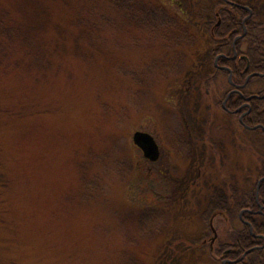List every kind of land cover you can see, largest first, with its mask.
Instances as JSON below:
<instances>
[{
	"label": "rangeland",
	"instance_id": "obj_1",
	"mask_svg": "<svg viewBox=\"0 0 264 264\" xmlns=\"http://www.w3.org/2000/svg\"><path fill=\"white\" fill-rule=\"evenodd\" d=\"M235 1L264 16V0ZM84 2L0 0L15 21L0 26V83L26 104L0 125V264H218L202 244L206 219L228 187L263 175L264 134L223 112L228 72L172 13L187 19L200 4L205 32L223 1L143 0L164 3L171 21L154 28L113 10L96 35L75 27ZM261 90L253 81L243 91ZM135 130L154 137L156 160Z\"/></svg>",
	"mask_w": 264,
	"mask_h": 264
},
{
	"label": "trees",
	"instance_id": "obj_2",
	"mask_svg": "<svg viewBox=\"0 0 264 264\" xmlns=\"http://www.w3.org/2000/svg\"><path fill=\"white\" fill-rule=\"evenodd\" d=\"M117 1L118 4H115L116 6H114L112 0H85V2L83 3L84 21L82 23L79 22L75 27L81 31V34L83 31L85 35H96L98 32V28H101V30H108V25L106 24H108L109 20L106 19L108 15H112L113 10L124 12L127 16H132L131 14H133L135 19L137 20L138 17H140L142 22L147 21L151 26H154V28L161 27L162 25L167 24V21H171L170 18L172 15L166 9V5L164 3L145 5L143 0ZM0 4L2 5V3ZM244 6L245 5L243 3L238 1L235 4L223 3V5H221L218 9V16L220 17L219 24L215 26H213L214 23L211 24L212 26L208 25L205 32L202 31L204 26L201 25L200 22L203 20V16H205V14L207 13L200 8V4L194 6V11L196 10L197 15L195 16L189 14L187 15V19H185L183 15L175 12L174 10L172 13L173 23L175 22V20H179L181 23H183V25L189 26V28H199L200 32L203 34L201 36L199 45L205 51H210V56L215 57L220 53L225 54V57L220 58L219 64L228 66L232 72V79L235 81L238 80L240 82L244 80L247 73L264 72V16L258 17L257 15H255L253 10L245 8ZM75 8H72V13L74 12V19L76 14L79 15V13H77L78 8ZM139 10H141L140 13ZM249 12L250 15L247 16ZM3 16H5V18ZM218 16L216 15V13H214L213 17L216 18V21L218 19ZM14 23L15 21L11 12L0 7V26L5 25L11 27ZM21 25L23 26L22 22ZM243 28H245L246 30L245 34L235 41V48L237 54L245 55L246 59L240 58L238 55L235 58H231L233 54L234 37L237 34H241L243 32ZM19 29L20 31L17 30L18 34H23V31L26 30H23V28ZM6 31L10 32V30ZM0 32H2L1 29ZM2 34L3 36H5L3 32ZM197 45L198 44L194 46V54L199 47ZM241 45H244V50L241 49ZM247 63L248 69L245 70ZM215 68L216 71L220 70L225 72V70L219 69L216 66ZM253 81L257 82L262 87V90L258 92V94H262L264 92V75L252 76L250 77L248 83H251ZM7 88L9 87H6L0 83V93H2L0 94V125L1 123L5 124L4 122L6 121V119L14 117L13 115L19 114L18 112L22 113V106H26V104L22 105L23 100H20L19 103H16L13 98H7L4 93ZM205 93L208 95L209 91L206 90ZM236 97L235 95H232L226 102V106L229 108H234L236 105L233 104H236V101L238 103ZM210 98L212 102H215L214 104L219 102L216 101V99H214L213 97ZM221 102L222 101H220V104ZM243 122L249 125L261 124V127L264 128V98H252L251 110L245 115V117H243ZM241 144L243 145L244 143L241 142ZM257 159L260 167L264 168V158ZM4 170H6V167L2 164V147L0 142V225H5L7 222H9V220L5 218L8 212H6L4 207L5 204L3 192L6 188L7 180ZM227 190H229L231 193L230 197L231 200H233V207H235L234 211H237L239 205L245 204L250 198L252 200L254 199V193L249 194V190H255L254 185L251 188H246L244 186L231 188L228 187ZM261 190L262 187H260L259 191ZM226 232L228 234V238H232L235 234L236 237L243 238L247 234L246 229L231 231L226 230ZM193 245L194 244H190L189 247ZM220 246L221 244L219 242L214 253L220 252ZM209 254L212 255L211 252H209ZM251 254L257 257V264H264V249L256 251L254 250Z\"/></svg>",
	"mask_w": 264,
	"mask_h": 264
},
{
	"label": "flooded vegetation",
	"instance_id": "obj_3",
	"mask_svg": "<svg viewBox=\"0 0 264 264\" xmlns=\"http://www.w3.org/2000/svg\"><path fill=\"white\" fill-rule=\"evenodd\" d=\"M222 1L224 4L237 3L235 0ZM249 15L250 12L248 13V16ZM219 22L220 17H218V23ZM237 35H235V37ZM220 58L222 57L217 55L214 60L215 66L219 69H221V66H223L219 64ZM247 69L248 68L246 67L245 70ZM223 70L227 71L226 69ZM230 73L232 74L231 70ZM250 73H247L242 82L233 80V83L230 84V89L223 97L221 107L224 113H228L234 118H237L239 127L242 126L245 129H260L264 134V128L261 126L253 128V125L243 122V117H245V115L251 110V100L252 98H255L252 97L251 99L247 100L246 97L249 95L258 94H245L243 91L248 85L250 78H248L247 81L246 78ZM232 95H235V97L237 96L236 98L238 103L236 101V104H233L236 106L234 108H229L226 106V102ZM253 185L255 186V190H249V194L254 193L253 200L250 198L245 204L239 205L237 211H234L235 207H233V200H231V193L229 192L228 196L225 197L222 203L217 202L215 204L216 206L220 204L219 209L212 211V213L206 219L211 235L209 238L203 239L202 244L207 245L208 252L212 253V255L209 254L208 256L215 257V254H217L218 258L215 261H217L218 264H257V257L251 253L254 250L256 251L264 249V173L256 179ZM260 187H262L261 191H259ZM217 218H220L224 223V225H221V227H223V231H221L219 234L217 233V230L214 226V221L217 220ZM241 229L247 230V234L243 238L236 237V234L232 238H228L226 230L231 231ZM219 242L221 244V250L219 253H214Z\"/></svg>",
	"mask_w": 264,
	"mask_h": 264
},
{
	"label": "water",
	"instance_id": "obj_4",
	"mask_svg": "<svg viewBox=\"0 0 264 264\" xmlns=\"http://www.w3.org/2000/svg\"><path fill=\"white\" fill-rule=\"evenodd\" d=\"M243 33H245V31ZM241 36L242 35L236 36L234 40H237ZM220 56H223V55H220ZM235 56H236V50L234 49L232 57L234 58ZM240 57L241 58H246V56H244V55H241ZM221 68H225V69L230 71V69L228 67L221 66ZM251 75H260V76H262V75H264V72L263 73H261V72H253V73H251V74H249L247 76L246 81L248 80L249 76H251ZM228 81H229L230 84L233 83L232 77H231V73H229V75H228ZM252 97H260V98H262V97H264V93L261 96H259V95H249V96L246 97V99L249 100ZM258 126L259 125H255L253 128H256ZM132 141H133V143L135 145H137L141 149L144 157H146V158H148V159H150L152 161L156 160L158 158V156H159V147H158V144L155 141L154 137L150 133H148L146 131H143V130H135L132 133Z\"/></svg>",
	"mask_w": 264,
	"mask_h": 264
}]
</instances>
